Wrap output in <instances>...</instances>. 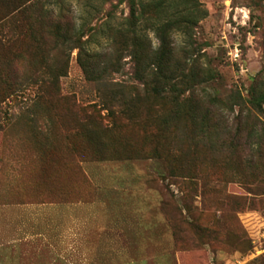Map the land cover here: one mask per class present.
Returning a JSON list of instances; mask_svg holds the SVG:
<instances>
[{
	"label": "rangeland",
	"instance_id": "obj_1",
	"mask_svg": "<svg viewBox=\"0 0 264 264\" xmlns=\"http://www.w3.org/2000/svg\"><path fill=\"white\" fill-rule=\"evenodd\" d=\"M132 1L0 0L1 201L45 204L27 233L1 230L0 264H264V138L250 137L263 116L239 123L234 105L204 125L190 91L177 104L146 89L119 34ZM151 1H133L145 19ZM197 1L198 70L214 78L196 93L246 101L264 71V0ZM81 48L102 61L99 84Z\"/></svg>",
	"mask_w": 264,
	"mask_h": 264
},
{
	"label": "trees",
	"instance_id": "obj_2",
	"mask_svg": "<svg viewBox=\"0 0 264 264\" xmlns=\"http://www.w3.org/2000/svg\"><path fill=\"white\" fill-rule=\"evenodd\" d=\"M134 1V0H133ZM130 4V15L127 19L129 29H123L119 34L132 36L134 41L131 46V56L134 61V75L144 87L153 92L167 91L174 96V102L179 104L181 95L190 91V102L195 109L191 110V117L201 124L208 120H216L219 111L227 107L239 106L242 111H247V117H238L239 123L246 122L254 111L259 112L264 118V71L259 74L255 83L250 87L248 99L245 101L241 95L237 96L235 104L218 96L199 95L197 90L201 83L208 82L214 77L211 70L200 72L197 62V47L195 29L200 21L205 18L206 12L197 0H153L150 2L152 15L146 19L143 16L142 4ZM136 1V0H135ZM145 21V24L143 23ZM144 24V25H143ZM152 31L158 40V45L153 46L149 39L148 31ZM175 35L183 38L181 45L176 42ZM199 52V51H198ZM80 49L81 65L89 81L100 83L103 80L104 70L101 62L91 63ZM85 56V57H84ZM112 87L123 89L124 86L112 83ZM103 88H107L105 82ZM159 94V93H158ZM204 107L196 110V107ZM233 109V108H232ZM264 124L256 117V126ZM240 132L235 135L240 136ZM250 137L264 138L260 129L253 130Z\"/></svg>",
	"mask_w": 264,
	"mask_h": 264
},
{
	"label": "crops",
	"instance_id": "obj_3",
	"mask_svg": "<svg viewBox=\"0 0 264 264\" xmlns=\"http://www.w3.org/2000/svg\"><path fill=\"white\" fill-rule=\"evenodd\" d=\"M3 197L2 195H0V236H1V230L5 229L6 225L8 224L10 225V232L12 233L13 232L27 233L28 225H29V223H27V220L30 218L34 220L39 219L40 217L34 218L39 215L38 213L44 212L45 214V210H44L45 204L32 205V204H27V203L21 204V203H16V202L15 203L14 202L5 203L1 201ZM14 228L15 230L13 231ZM42 236L45 239L44 232L42 233Z\"/></svg>",
	"mask_w": 264,
	"mask_h": 264
},
{
	"label": "built area",
	"instance_id": "obj_4",
	"mask_svg": "<svg viewBox=\"0 0 264 264\" xmlns=\"http://www.w3.org/2000/svg\"><path fill=\"white\" fill-rule=\"evenodd\" d=\"M256 254H253L252 257L259 255H264V234L258 239V245L255 246ZM246 260H241L238 264H246Z\"/></svg>",
	"mask_w": 264,
	"mask_h": 264
}]
</instances>
